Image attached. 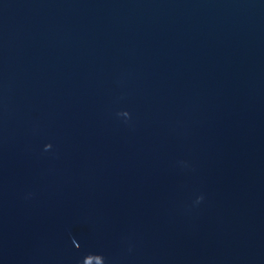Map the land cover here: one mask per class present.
<instances>
[{
  "label": "water",
  "instance_id": "1",
  "mask_svg": "<svg viewBox=\"0 0 264 264\" xmlns=\"http://www.w3.org/2000/svg\"><path fill=\"white\" fill-rule=\"evenodd\" d=\"M0 264H264V0H0Z\"/></svg>",
  "mask_w": 264,
  "mask_h": 264
}]
</instances>
